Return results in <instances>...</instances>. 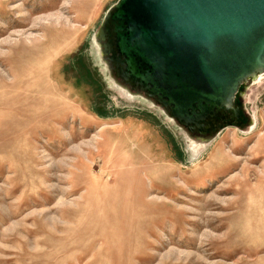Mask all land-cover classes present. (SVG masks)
Listing matches in <instances>:
<instances>
[{
  "label": "rangeland",
  "instance_id": "obj_1",
  "mask_svg": "<svg viewBox=\"0 0 264 264\" xmlns=\"http://www.w3.org/2000/svg\"><path fill=\"white\" fill-rule=\"evenodd\" d=\"M0 1V264H264V74L200 132L101 53L120 0ZM78 52L96 115L50 79Z\"/></svg>",
  "mask_w": 264,
  "mask_h": 264
},
{
  "label": "water",
  "instance_id": "obj_2",
  "mask_svg": "<svg viewBox=\"0 0 264 264\" xmlns=\"http://www.w3.org/2000/svg\"><path fill=\"white\" fill-rule=\"evenodd\" d=\"M110 21L127 74L187 123L264 64V0H120Z\"/></svg>",
  "mask_w": 264,
  "mask_h": 264
},
{
  "label": "crops",
  "instance_id": "obj_3",
  "mask_svg": "<svg viewBox=\"0 0 264 264\" xmlns=\"http://www.w3.org/2000/svg\"><path fill=\"white\" fill-rule=\"evenodd\" d=\"M85 61L79 52L61 57L51 68L50 79L64 97L96 115L99 114L98 100L108 98L103 96L107 84L98 65ZM88 103L92 106L87 107Z\"/></svg>",
  "mask_w": 264,
  "mask_h": 264
},
{
  "label": "bare ground",
  "instance_id": "obj_4",
  "mask_svg": "<svg viewBox=\"0 0 264 264\" xmlns=\"http://www.w3.org/2000/svg\"><path fill=\"white\" fill-rule=\"evenodd\" d=\"M68 1H70V0H66V2L68 3ZM81 3H82V5L83 6H85L86 4H87V2L86 1H80ZM9 2L8 1H5V2H1L0 1V19H3L4 17H8V16H11V17H13V16H15V14H16V12L15 11H13V10H6V5L8 4ZM48 9V7H46V6H44V8H43V11H46ZM79 9H81V8H79ZM31 12L29 13V14H27V15H25V16H19V18L23 21V22H25V21H30L31 20ZM48 18V17H47ZM47 18H43V20H47ZM49 18H52L51 16L49 17ZM59 19V18H58ZM42 20V21H43ZM49 21V20H48ZM58 21V20H57ZM49 29V28H48ZM47 29V30H48ZM108 36V34H107V31H106V29L105 28H102L99 32H98V34H97V39L101 42V43H104V42H106V41H108V39H109V37H107ZM110 42V41H109ZM107 46H108V48H109V45H107V44H102V49L104 48V51L102 52V53H104V55H108V54H110L111 52H113V50H114V47H115V45L114 44H112V43H110V48L111 49H109L108 50V48H107ZM117 55H118V53H117ZM43 65H44V62H43ZM46 65V64H45ZM118 65H120L121 67H122V69L124 70V71H126L125 70V66H124V64H121L120 62L118 63ZM262 74H264V64L262 65V66H260L259 68H257L256 70H254V72H252V73H250V74H248L247 76H245L244 78H243V80H241V83H240V85H242L243 83H244V81H248L250 78H253V77H259L260 75H262ZM130 77V76H129ZM130 78H132V77H130ZM133 79V78H132ZM257 79V78H256ZM240 85H239V87H238V90H237V92L240 90ZM229 111H232L233 113H237L238 111H239V107H238V105L236 104V94H234V96H232L230 99H229V101L226 103V109L225 110H221V112H220V114H219V116L220 117H223V115H225L227 112H229ZM196 125V126H195ZM195 125H191V128L193 129V130H199L200 132H203L204 131V126L203 125H200V124H195ZM199 128V129H198Z\"/></svg>",
  "mask_w": 264,
  "mask_h": 264
},
{
  "label": "flooded vegetation",
  "instance_id": "obj_5",
  "mask_svg": "<svg viewBox=\"0 0 264 264\" xmlns=\"http://www.w3.org/2000/svg\"><path fill=\"white\" fill-rule=\"evenodd\" d=\"M107 37H108V36H107ZM97 41L100 42L99 40H97ZM105 44L109 45V48H108V46H107L108 50L111 49V48H110V42H109V41H106ZM99 46H101V43H100ZM109 51H110V50H109ZM101 53H102V52H101ZM102 54L104 55V53H102ZM110 54H111V53H110ZM108 55H109V54H108ZM105 56H106V55H105ZM110 57H112V63H113L114 66H115V72H116L120 77H122L125 81H127L130 85H132L134 88H137V87L140 88L141 86L138 85V83H135L134 80H133L132 78L129 77V75L127 74V72L124 71L120 65H118V63H119V59H117V55H113V56L110 55ZM226 114H227V113H226ZM226 114H225V115H226ZM232 114H233L235 117L240 118V111H238L236 114L232 112ZM225 115H223L224 119H225Z\"/></svg>",
  "mask_w": 264,
  "mask_h": 264
}]
</instances>
